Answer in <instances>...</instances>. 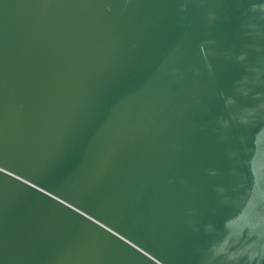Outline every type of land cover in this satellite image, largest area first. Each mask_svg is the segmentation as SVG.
I'll use <instances>...</instances> for the list:
<instances>
[{
  "label": "water",
  "instance_id": "water-1",
  "mask_svg": "<svg viewBox=\"0 0 264 264\" xmlns=\"http://www.w3.org/2000/svg\"><path fill=\"white\" fill-rule=\"evenodd\" d=\"M0 264H264V0H0Z\"/></svg>",
  "mask_w": 264,
  "mask_h": 264
}]
</instances>
